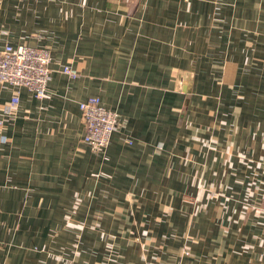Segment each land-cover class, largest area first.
I'll list each match as a JSON object with an SVG mask.
<instances>
[{
	"label": "crops",
	"instance_id": "0c3cea01",
	"mask_svg": "<svg viewBox=\"0 0 264 264\" xmlns=\"http://www.w3.org/2000/svg\"><path fill=\"white\" fill-rule=\"evenodd\" d=\"M5 45L48 50L51 72L40 100L0 88V264L101 262L104 244H77L63 211L80 195L89 220L118 222L107 215L120 192L151 190L174 154L229 196L224 214L208 202L182 218L202 238L176 264H264V0H0ZM92 97L118 115L105 160L83 142L79 104Z\"/></svg>",
	"mask_w": 264,
	"mask_h": 264
},
{
	"label": "rangeland",
	"instance_id": "374dc122",
	"mask_svg": "<svg viewBox=\"0 0 264 264\" xmlns=\"http://www.w3.org/2000/svg\"><path fill=\"white\" fill-rule=\"evenodd\" d=\"M194 103L195 101H191V104ZM177 109L182 110L180 106ZM0 121L3 120L0 118ZM187 126L194 142L198 139L197 129L199 128L190 122ZM202 130L212 131L208 128ZM213 140L216 139L212 136V143L206 142V144L213 146ZM174 155L172 169L164 164L155 174L150 175L155 182L151 190L144 191L142 194L136 193L134 196L131 191L120 192L124 194V201L122 199L120 202L128 206L117 205L111 208L110 215H107L118 222H100L97 213H93V219L89 220L88 208H85L86 206L81 208L79 205L80 202L82 203L80 195L77 196L79 201H76L72 208L63 211V214L66 213L65 225L77 232V244L80 245L85 234L87 238H83V243L95 242L97 247L101 242L104 244V247L100 246L104 252L101 256L102 261L97 264H176L180 256L190 254L189 248L192 249V243L202 238L197 239L187 226L183 228L182 218H186L192 224L194 218L207 209L208 202L216 204V213L223 211L220 209V199L229 198V196L225 193L224 186L215 188L211 185L212 175L205 173V171L209 173L208 167L200 162L195 167L196 171L185 174L182 169L183 166H187L188 160H183L182 154ZM101 173L94 171L92 176L95 179L105 176H101ZM79 209L83 211L84 219L78 223L67 222L71 219L70 214H74ZM97 235L99 238L96 237ZM92 236L93 239H91ZM95 237L96 241H94Z\"/></svg>",
	"mask_w": 264,
	"mask_h": 264
},
{
	"label": "built area",
	"instance_id": "2783aa9c",
	"mask_svg": "<svg viewBox=\"0 0 264 264\" xmlns=\"http://www.w3.org/2000/svg\"><path fill=\"white\" fill-rule=\"evenodd\" d=\"M50 63V53L44 48L5 45L0 48V88L6 86L25 88L36 99H43L51 72ZM61 73L72 79L78 76V73L69 66H63ZM17 103L18 96L14 95L3 107L2 115L13 117ZM79 109L85 126L83 142L105 160V150L117 128L118 115L104 108L97 97L81 102ZM2 124L3 121H0V126ZM261 210L264 212V203Z\"/></svg>",
	"mask_w": 264,
	"mask_h": 264
}]
</instances>
